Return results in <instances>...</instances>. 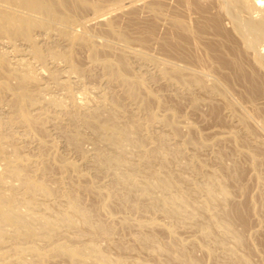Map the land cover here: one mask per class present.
Returning a JSON list of instances; mask_svg holds the SVG:
<instances>
[{
	"label": "bare ground",
	"instance_id": "1",
	"mask_svg": "<svg viewBox=\"0 0 264 264\" xmlns=\"http://www.w3.org/2000/svg\"><path fill=\"white\" fill-rule=\"evenodd\" d=\"M219 3L243 50L250 52L248 57L264 74V2ZM100 5L95 0H0V44L9 47L0 46V264H151L141 253L162 264H207V260L254 264L253 245L236 220L245 227L248 212L264 217V167L256 169V193L251 195L255 200L247 205L235 201L217 168L225 163L216 145L228 131L214 130L216 143L180 134L178 123L184 118L177 123L172 111V116L163 115L164 110L158 113L159 100L153 106L154 91L148 89L149 79L158 75L169 81L173 96L190 95L192 105H197L196 93L201 92L222 100L228 115L237 105L241 109L237 120L242 123L248 118L258 122L230 92L234 80L245 79L238 73L240 63L230 62L232 81L223 78L221 68L226 66L217 57L221 48L197 45L196 37L203 39L205 32L174 15L170 18L175 28L195 38L203 54L199 51L202 56L192 57L194 62L185 57L170 61L167 55L157 60L147 47L146 52L129 46L134 38L112 19H101L105 25L94 20L105 16ZM85 8L92 9L93 17L79 14ZM157 8L161 11L157 4L151 5L152 14L157 15ZM90 19L96 26L101 22L103 29L101 24L94 28ZM212 35L222 43L230 40L222 41L225 37L216 30ZM115 43L125 47L116 48ZM80 48L89 51L92 67L74 60ZM114 48L121 51L115 54ZM130 53L132 62L136 59L141 69L146 68L145 74H132ZM93 66L101 67L105 84L95 82L75 91L73 81L83 85L85 75H94ZM112 83L120 87V94ZM242 123L237 126L246 133ZM257 125L260 128V122ZM229 134L237 138L236 132ZM57 138L79 161L64 155L63 148L62 153L55 152ZM247 139L264 147L260 136L248 134ZM260 153L264 156L263 149ZM208 158L217 164L207 165ZM89 195L96 197L95 203L83 200ZM123 208L129 214L122 213ZM118 209L121 214H116ZM157 227L164 236L155 231ZM181 229L188 234H181ZM102 242L125 253L112 255ZM194 247L206 257L193 254Z\"/></svg>",
	"mask_w": 264,
	"mask_h": 264
},
{
	"label": "rangeland",
	"instance_id": "2",
	"mask_svg": "<svg viewBox=\"0 0 264 264\" xmlns=\"http://www.w3.org/2000/svg\"><path fill=\"white\" fill-rule=\"evenodd\" d=\"M95 1L99 2L101 4L100 6H103L104 9L107 8L108 10L107 9L104 10L102 7L103 10H101V11H103L105 13V16H103V17L98 16L96 18H93L94 20L99 19L98 21H100L102 19L105 22H107L109 19L110 20L112 19L111 21L116 25V27H118L119 29L125 30L130 36H132V38H134L133 40L135 41V43H134V41L130 42L128 44L129 46L130 45L131 46L137 45V46H135L137 48H140V47L146 48L147 47L148 52H150V55L151 56L153 55L154 57L153 56L152 57L156 58L157 60L161 56H164V58H166L165 56L167 55V57H170V58H168L169 60L171 59L170 61H174L175 58H177L176 61H178V58L182 57L184 59V57H185V59L188 58V60H186L187 62H189L190 58H191V62L192 61L194 62V60L197 57H199V55L201 53L203 54V52H202L203 48L200 47V49H202V50H198L199 47L197 45L202 46L203 44H205L208 46V44H209L212 46V47L209 46L211 48H215V47L221 48L217 51V57H219L220 60L223 61V64L226 66L227 70L225 67L221 68V74L223 72V74H226V75H221V74L220 75L223 76V78H224V76H226V78L229 81H232L231 78L234 75V70L230 69V68H232V66H231L232 63H234V62L240 63V67H238V70H239L238 73L242 74L245 77V79H244V81L234 80L233 84L230 87V92H231L232 98L236 102H240L241 104H243L246 107V109L250 112V114L258 120V122H254L255 121L254 119L250 120L248 118V120H246V122L242 123L240 121V118H239V120H237L238 116L241 113V109L239 107H237V105L232 107L233 114L228 115V114H226V111L228 110V108H225L226 106L222 102V100H218L217 98H214V97L205 96V94H203L201 92H197V93L195 92L197 97H198V103L196 106L192 105L190 95L184 94V95L175 96V94H174V96H173V94H172L173 90L170 89V88H172V86H170L169 81L167 80V82H168L167 83L165 81L166 78H164L165 79L164 80L162 77H160L158 75L157 76L159 78L156 76L158 78L157 79L155 77L156 80H155V78L152 80L149 79L150 83L147 81L148 79H146L147 83L145 84L146 85L145 87L148 88V86H149L148 89H151L150 90L151 92L154 91V92H152V95H151V97H154V98H150V100L153 101L152 105L154 103H156L157 100H159L157 102L158 103V109H157V104L156 105L154 104L156 106L155 109L157 110V112L159 111L160 114H162L163 112H161V111L164 110L163 115L169 116V114L171 115L170 111H172L173 114L175 115V117L179 119V121L177 120V123L182 121V118H184V120H183L184 122L182 121V123H184V124L178 123L180 125L179 126L180 134L191 135L193 137H198L199 139H201L203 141H209L212 143H214V142L216 143V142H218L217 140L219 138H218V135H216L214 133V130L224 129V130L228 131L225 133L226 134L225 139L222 142L218 143V145H216V148L221 150V156L223 158V162L225 163L226 167L217 164V160L215 158L206 159V163H207V165H212V166H215L217 164V168L219 169V174H220L219 177H221L223 179V181L231 189V194H232L235 201H238V202L241 201L246 205L250 202H253V200H255V198L252 197L251 195H254L256 193L255 192L256 183H257V176H256L257 171H256V169L258 167L261 168V166H262V168L264 167V156L260 153V149L264 150V147H262L261 145L250 144L248 142L247 135L248 134L257 135L258 137L260 136V138H262V140H264V130H262L263 128H261V124L264 121L263 120L264 119V74L262 73V70H260L254 62H252L251 57H248V56H251V55H248L249 51L243 50L244 48L242 47V45H240V43H241L240 40L238 38H236V36H237L236 33H233L235 31L231 27L232 24L230 26L231 21L229 20V17L224 13V10L222 8H220L221 5H219L220 4L219 0H190V1L189 0H140L139 2H137L138 0L137 1L136 0H95ZM133 1H135V2H133ZM184 1H187L190 5L185 6L186 5L185 3H187V2H184ZM262 1L264 2V0H262ZM150 2H151V4H150ZM191 2H196V3H191ZM147 3L150 4L149 5L150 7L149 6L146 7ZM152 3L154 5L157 4V6L160 7V10L163 13L161 11H159V8H157L158 9V11H156L157 15L152 14L154 12V10H153L154 8L151 9V5H153ZM158 4H160V6ZM191 4L192 5L194 4V6L195 5H197V6L193 7ZM142 5H145V6H142ZM148 8L151 9L152 12ZM157 9H155V10H157ZM103 12H101V13H103ZM158 12L160 14V17H158ZM91 13H92V15L95 14L94 12H92L91 8H88V9L85 8L83 11H79V14L80 15L81 14L86 15L85 17H93L91 15ZM87 14H88V16H87ZM106 14H109L111 16H109V15L106 16ZM170 15L171 16L174 15V16H178V17L181 16V19L182 20L185 19L183 21L187 22L186 23L187 26H189V27H190V25L195 26L192 29L199 31V32L204 31L205 32L204 34L205 35L207 34V37H205L204 34H203V37L201 36L203 39L196 37L197 41H198V42L196 41V43H197V45H196L195 44V40H196L195 38H192V36L189 35L186 31L183 32L182 30L175 28V25L173 24L174 21H172V19H174V17L172 16V19H171ZM104 17L106 19L107 18L108 19L106 20ZM182 17H184V18H182ZM93 19L89 20L93 25H95L93 27L94 28L97 27L96 29H100L103 24H101V22H99V25L97 24V26H96L95 21L92 22ZM98 21H96V22H98ZM104 21H102V23H104V25H105ZM207 22L210 25H207ZM100 24H101V26H100ZM104 25L102 26V29H103ZM211 25L216 28L215 30L217 33H219L220 35L225 37V39H222V41L227 40L228 38H230V40L223 42L226 44H223L222 42H220L221 40L219 41V39H221V38H217L216 36L214 37V35H212L215 32V30L213 28H211ZM98 26H100V27L98 28ZM137 38H140V39L142 38V41L144 43H146V41H147V43H149V44H145V46H144L142 41L141 42L137 41L138 40ZM95 39L97 41L101 40L100 37H95ZM144 39L145 40L148 39V40L145 41ZM198 39H201L202 41L198 40ZM236 39H238V42L236 41ZM193 40H194V42H193ZM200 41H201V44H198ZM217 41H219V42H217ZM229 41H234V42L230 43ZM215 42H216V44H215ZM193 43L196 46H194ZM217 43H218V45H217ZM233 43L235 44L234 46H233ZM141 44H142V46H141ZM221 44H223V45H221ZM61 45L60 44L58 45L59 48L63 46V45L62 46ZM115 45H116V48H121V46H122V48L125 47L121 44L117 45V43H115ZM148 45H149V47H148ZM213 45H216V46H213ZM225 45H227V46H225ZM0 46H2V44H0ZM7 46L8 45H5V46L3 45L2 47L9 49V47H7ZM117 46H120V47H117ZM218 46H220V47H218ZM150 47H151V49H150ZM224 47H225V49H223ZM116 48L113 49L114 51L111 50L115 54H117L116 53L117 50L121 51V49H122V48L121 49H116ZM125 49H128V48L126 47ZM149 49L152 50L154 52V54ZM86 50H87L86 48H84V49L80 48V49L76 50V52L74 54V60L78 63V65H80L82 67H89L92 65L90 60L88 59L89 51L87 50L88 51L87 52ZM221 50H224V51H221ZM199 51L201 52L200 54H199ZM225 51H227V52L229 51V52L227 53ZM232 51L233 52L235 51V52L233 53ZM103 52H105V51L103 50L101 53H103ZM146 52H147V50H146ZM219 52H221V53H219ZM222 52H224V53H222ZM230 52H232V53H230ZM105 53L113 54L112 52H109V51H106ZM236 53L238 55H236ZM128 54H129V52H128ZM202 54L200 56H202ZM223 54H225V55H223ZM249 54H250V52H249ZM130 55H131V53H130ZM196 55H198V56H196ZM131 56H129V61L131 58L134 59L133 55H131ZM157 56H159V57H157ZM192 57H194L195 59ZM236 58L239 60V62H237L238 60ZM132 59L130 61L132 74L134 73L133 71H136V73H138V74L144 73L146 71V68L142 67V69H141V65L139 64V62H137V60L135 59V60H133V62H134L133 63ZM160 59H163V57ZM230 59H232V60H230ZM61 62L59 61V63H61ZM230 62H231V65H230ZM63 63L64 62L59 64V66L61 65L60 67H63L64 66ZM88 63H90L91 65L90 64L88 65ZM137 64L139 66H137ZM84 65H87V66H84ZM136 67H137V69L139 67V69L137 70ZM96 68H97V70H95ZM98 68H99V70H98ZM224 68L226 71L224 70ZM142 70H143V72H142ZM228 71L231 72V74L230 73L228 74ZM92 73L94 74L93 76H92V74L91 75H85V76H87L88 79L84 78L85 76L83 77V80L85 81V82L83 80L81 81V82H83V85H80L82 83L76 84V80L73 81V86L75 85L74 90L79 91L81 89V87L84 85H93V84L95 85V82L96 83L98 82L97 84H99L100 86H103L105 84V83L103 84L104 78H103V73H101V67H95L94 68V66H93ZM98 73H100V74H98ZM219 73H220V71H219ZM135 74H133V75H135ZM99 78H101V79L99 80ZM74 79L75 78L72 77V80H74ZM85 79H87V82ZM101 80L103 81L102 83H101ZM154 81H157V82L154 83ZM238 81H240V82H238ZM165 82L169 86L166 85ZM87 83H89V84H87ZM147 84H148V86H147ZM111 85H112V87H111ZM111 85H110V87L116 93L120 94L122 92V90L120 91V89H119L120 87L116 86V84L112 83ZM117 91H119V92H117ZM166 91H168V92H166ZM169 91H171V92H169ZM164 107L169 108V110L166 109L168 112L164 109ZM159 109H161V110H159ZM165 111H166V114H165ZM187 120L189 121V124L187 123L188 122ZM238 121H239V123H242V125L246 124L247 135L243 131L241 132V129L238 128V126H237ZM259 122H260V128L258 127L259 125H257V123H259ZM187 124H188V127L186 126ZM189 125H190V127H189ZM229 132H231V134L236 132L237 138L236 139L233 138L229 134ZM52 135H53V137L55 136L54 134H52ZM58 139L59 138L56 139L57 140L56 141L57 142L56 148L57 147L58 148L55 149V152L62 153V148H63L64 155L65 154L67 156L69 155V157H71L72 159H76V161H79V158H77L78 156H76L75 154L73 155L71 152L69 154L68 153L69 151L67 152V150L63 146H61V144H60L61 142ZM58 143H59V145H58ZM86 143L87 142H85L84 144H86ZM88 144H89V142H88ZM88 144H86L87 146L86 145H84V146L88 147L90 145V144L89 145ZM64 150H66V151H64ZM71 155H73L75 157H72ZM201 155L203 156V152ZM205 156L206 155H204V157ZM83 200L85 202H88V204L95 203L96 197H94L93 195L92 196L89 195L87 197L86 196L83 197ZM121 211H122V213L129 214V212H127L128 210L125 208L121 209ZM116 212H117L116 214H121L119 209ZM98 213L100 214L101 210L98 209ZM259 215L261 216V214H259ZM236 223H237L238 228H240L242 231H244L246 237L250 240V243L253 245V248L250 251V258L253 261V263L254 264H264V217H262L261 219H258L256 217L255 213L250 211L247 214V225L245 227L242 226L240 220H236ZM155 231L158 232L159 234H161V236L165 235V232L163 229L161 230V227H157L155 229ZM180 233L182 234L183 230L180 231ZM185 233L188 234V232H185ZM185 233H183V235H186ZM102 243L104 244L105 242H102ZM126 244L132 246L134 248V250H139V246L137 244H133L132 241H128V242H126ZM104 246H105L106 250L112 255L125 253L124 250H121L118 248H113L112 246H107V244H104ZM192 252L196 256L202 257V259L204 257H206L204 255V252L202 250H200L198 247H194ZM141 255L151 264H153V263L154 264H162V263H159L158 259H156V258H152L148 255L146 256V254H144V253H141ZM207 264H214V263L207 260Z\"/></svg>",
	"mask_w": 264,
	"mask_h": 264
}]
</instances>
